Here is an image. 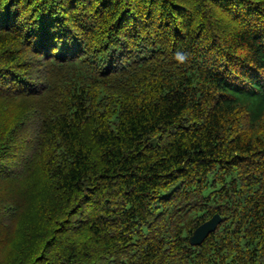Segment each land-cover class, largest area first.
<instances>
[{"label": "trees", "instance_id": "trees-1", "mask_svg": "<svg viewBox=\"0 0 264 264\" xmlns=\"http://www.w3.org/2000/svg\"><path fill=\"white\" fill-rule=\"evenodd\" d=\"M0 264H264V0H0Z\"/></svg>", "mask_w": 264, "mask_h": 264}, {"label": "water", "instance_id": "water-1", "mask_svg": "<svg viewBox=\"0 0 264 264\" xmlns=\"http://www.w3.org/2000/svg\"><path fill=\"white\" fill-rule=\"evenodd\" d=\"M220 220V215L216 213L208 220L198 225L189 237L190 242L193 245L202 243L206 236L217 227Z\"/></svg>", "mask_w": 264, "mask_h": 264}]
</instances>
